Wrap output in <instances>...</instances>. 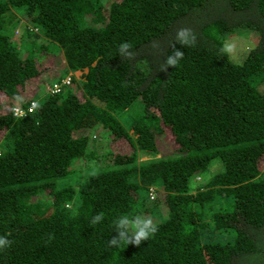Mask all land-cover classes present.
Returning a JSON list of instances; mask_svg holds the SVG:
<instances>
[{
    "label": "trees",
    "instance_id": "1",
    "mask_svg": "<svg viewBox=\"0 0 264 264\" xmlns=\"http://www.w3.org/2000/svg\"><path fill=\"white\" fill-rule=\"evenodd\" d=\"M180 27L194 47L175 41ZM239 27L255 41L233 62L224 39ZM30 34L42 59L62 52L80 76L33 87L45 69ZM174 48L184 58L160 69ZM134 101L143 111L126 129L115 114ZM95 125L108 146L90 148L97 165L83 178L74 162ZM165 135L172 155L139 159ZM214 159L223 169L202 181ZM137 212L159 230L109 247L116 217ZM0 236L12 241L0 264H264V0H0Z\"/></svg>",
    "mask_w": 264,
    "mask_h": 264
},
{
    "label": "rangeland",
    "instance_id": "2",
    "mask_svg": "<svg viewBox=\"0 0 264 264\" xmlns=\"http://www.w3.org/2000/svg\"><path fill=\"white\" fill-rule=\"evenodd\" d=\"M102 1L104 3V6H106L112 0H102ZM16 22L13 25L9 26L6 32L11 37L18 39V28L22 22V19L16 20ZM27 36H28L27 38H24V43L26 42L27 44L31 45L35 42L34 50H38L40 46L37 43L36 39L34 38L33 34H30ZM254 37L255 36L253 32L247 28L239 27L233 31L228 32V35L224 39V47L227 49L228 53L230 54L231 60L233 62H239L246 55L248 50L251 49V47H253V44L255 41ZM44 52L45 50H41V49L33 52L34 53L33 55L36 56L37 60H39V63L42 64V65L40 64L41 68L45 69L40 73V75H38V77L34 78L33 82L31 83V85L34 83L33 87H36L37 85H41L42 88L51 90L49 85L44 84V81L46 80L48 75H51L53 79L57 78L58 76L56 75H58L59 72L63 74L61 83H63L66 80H69L70 82V78L72 77L78 78L80 76L81 72L78 70L65 71V69L63 68L65 63H64V55L62 52L61 53L59 52L58 55H56L54 52H48L47 58L43 57L42 59V54ZM77 94H80V92L78 91ZM43 96H44V92L42 90L41 93L38 94L37 99H41ZM14 106H17V105H14ZM142 109H143L142 104L138 101H134L132 102V104H130V106L126 110L122 112H117L115 116L124 126V128L128 129L130 127V123L133 122L134 119L138 118L142 114V111H143ZM98 130L99 129L96 128V125L91 127L88 130L87 134L89 136V139L87 141V153L77 158L76 161L74 162L76 166L83 168L79 172L80 175L83 176V178H84V175L94 172V170L96 169L95 165H97L96 161L93 160V156L89 155L90 148H92L94 152H98V150H102L101 152H103L104 149L108 146V144L103 143L104 140L103 141L100 140L99 138L100 133L98 134L96 133ZM156 144L157 145H156L155 152L148 153V154L140 153L138 155L140 157L139 159L144 160V159H148L151 157L152 158L161 157V156L165 157V156H170L174 153V147L172 145V142L166 135L164 137L159 138ZM129 149H130L129 144L126 142L123 150L128 151ZM222 169H223V166L220 163V161L218 159H214L211 165L209 166V168L207 169V171L201 174L200 178L202 181H206L211 175L221 171ZM200 178L198 177L195 180L198 181ZM192 181L193 179L191 180V182ZM192 184H196V183H192ZM150 199L152 198L150 197ZM159 200H160V196H159ZM157 206H158V209L161 210L160 212L165 213L166 211L165 206L161 204H157ZM205 221L207 220L205 219ZM206 236L207 234L204 233L203 238L209 239ZM233 237H234L233 231L227 230L221 233L220 241L221 242L232 241Z\"/></svg>",
    "mask_w": 264,
    "mask_h": 264
},
{
    "label": "clouds",
    "instance_id": "3",
    "mask_svg": "<svg viewBox=\"0 0 264 264\" xmlns=\"http://www.w3.org/2000/svg\"><path fill=\"white\" fill-rule=\"evenodd\" d=\"M175 41L179 42L184 47H194L197 42V36L195 32L188 27H180L176 30ZM151 47L154 49L160 48V43L158 41H153ZM132 44L128 42H122L118 46V52L122 57L132 59L136 55L132 50ZM163 55V53H162ZM184 58V52L179 49H173L172 53L167 55L165 61L161 64L160 69H164L165 66H177L178 62ZM20 103H23L21 97H17ZM33 109L39 108V104H34ZM16 112L20 114L21 117L26 115L21 108H16ZM155 197H153L154 199ZM103 220V213H96L93 215L90 224L96 225ZM114 229L117 233L108 241L109 247L120 248L122 243L132 244L135 246H140L143 241H147L151 236H153L159 229L158 224L154 218L150 215H146L141 212H137L134 215L122 214L116 217L114 221ZM54 237L49 234V240ZM12 241L6 236H0V251L9 248Z\"/></svg>",
    "mask_w": 264,
    "mask_h": 264
},
{
    "label": "built area",
    "instance_id": "4",
    "mask_svg": "<svg viewBox=\"0 0 264 264\" xmlns=\"http://www.w3.org/2000/svg\"><path fill=\"white\" fill-rule=\"evenodd\" d=\"M64 82L69 83V80H66V81H64ZM55 87L57 88V85H55ZM34 104H35V102H32L31 105H30V107H29L27 110L30 111L31 108H32V106H33ZM18 107L21 108L20 106H14V107L12 108V112H13V114H14L15 116H17V117L20 116V114H19L18 112L15 111V109L18 108ZM21 109L23 110L24 113H26V110H25V109H23V108H21ZM152 189H153V188H152ZM152 189H151V190H152ZM151 190H150V197L153 198V194H152L153 191H151Z\"/></svg>",
    "mask_w": 264,
    "mask_h": 264
}]
</instances>
